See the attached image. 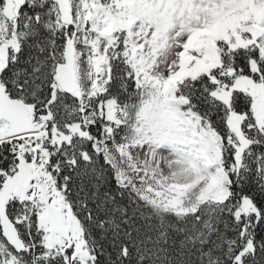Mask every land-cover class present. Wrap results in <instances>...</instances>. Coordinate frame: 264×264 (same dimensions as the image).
Returning <instances> with one entry per match:
<instances>
[{"label": "snow or ice", "instance_id": "snow-or-ice-1", "mask_svg": "<svg viewBox=\"0 0 264 264\" xmlns=\"http://www.w3.org/2000/svg\"><path fill=\"white\" fill-rule=\"evenodd\" d=\"M0 264H264V0H0Z\"/></svg>", "mask_w": 264, "mask_h": 264}]
</instances>
